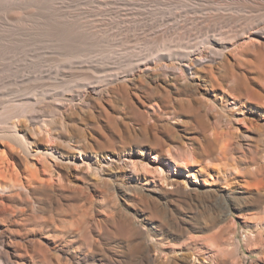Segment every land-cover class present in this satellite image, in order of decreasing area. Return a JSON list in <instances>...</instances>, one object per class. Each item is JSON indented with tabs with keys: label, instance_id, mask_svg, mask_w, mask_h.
<instances>
[{
	"label": "rangeland",
	"instance_id": "1",
	"mask_svg": "<svg viewBox=\"0 0 264 264\" xmlns=\"http://www.w3.org/2000/svg\"><path fill=\"white\" fill-rule=\"evenodd\" d=\"M262 12L239 9L235 0H0V130L5 128V122L17 123L21 128L23 118H18L12 107H20L22 104L18 105V102L29 100L34 103V108L26 107L29 110L24 115L48 120L47 126L44 124L39 128V137L44 136L42 130L52 136L36 143L35 152L38 154L35 153L33 160L38 165L47 158L51 163L56 162L49 157L57 143L53 136H75L76 123L81 126L80 140L87 146L85 151L73 157L55 152L61 161L69 162L73 171H81L86 179L72 180L84 188L79 202L68 208L61 203L68 228L76 214L83 212L86 218L102 221L130 219L146 230V227L157 224L151 218L153 214L159 211L157 214L160 215L168 207L180 217L189 218L191 223L216 218L214 227L202 233H190L192 239H184L187 252L205 253L207 259L200 257V261L207 264H215L217 260L255 264L259 255L254 251L257 252L259 246H254V242L264 243V235L260 234V230L264 231V222L256 229L261 222L259 212L240 211L241 202L235 192H241V189L225 188L221 184L223 167L218 160L219 151L211 152L208 160L201 163L196 156L180 160L171 154L176 148L151 146V139L141 149L131 145L125 150L119 147L98 150L92 139L100 140L99 130L94 129L96 126L103 133L107 132L102 127L107 114L118 118L120 112H124L125 96L120 93L121 85L133 100V92H140L151 84L155 71L150 58L159 56L160 63L183 67L188 61L180 54L191 50H201L205 54L213 47L224 53L231 64V49L242 27L264 21ZM169 52L173 55L170 60L166 55ZM214 69L215 76L221 75L219 64H215ZM225 83V86L230 85V82ZM90 85L97 89L101 87L102 100L87 95ZM200 93L205 97L202 112L208 115L204 122L212 130L214 127L219 130L228 128L235 132L240 136L235 141L243 149L250 147V153L256 152V157H263L264 164L261 136L248 128L249 123L259 126L262 122L253 114L245 117L240 107L234 105L233 100H224L220 92L205 89ZM157 111L158 104H153L142 112L147 124L156 125L158 136L162 137L161 127L166 123ZM134 113L130 110L125 115L130 119L127 120L129 124L134 121ZM61 116L64 124L60 123ZM168 122L177 130L176 139L180 144L175 146L194 147L195 153L204 136L194 118L180 117L168 119ZM132 125L137 131V125ZM89 145L93 146V151ZM91 178L96 180L94 187L88 181ZM173 183L176 186L171 185ZM179 187H184V191ZM222 199L229 206L230 215L221 212ZM38 217V224L29 227L35 235L45 237L44 226H49V230L58 226L54 209ZM247 230H254V237L247 236L243 243L240 237ZM71 239V234H67L66 240ZM235 240L242 243L237 256L215 255L212 259V251L227 247ZM69 250L75 251L73 247ZM169 251L170 244L163 245L162 255ZM80 254L89 255L86 251H80ZM152 255L156 253L153 251ZM231 259L235 260L234 263Z\"/></svg>",
	"mask_w": 264,
	"mask_h": 264
},
{
	"label": "bare ground",
	"instance_id": "2",
	"mask_svg": "<svg viewBox=\"0 0 264 264\" xmlns=\"http://www.w3.org/2000/svg\"><path fill=\"white\" fill-rule=\"evenodd\" d=\"M235 1L239 9L263 11L262 16L264 17V0ZM208 49L205 54L201 50L197 52L191 50L180 54L179 56L182 55L183 60L188 61V65L183 67L172 63H160L159 56L150 58L149 61L154 64L152 69L155 71L151 84L146 85V88L140 92H133L132 99L134 101L129 99L128 91L126 93L125 87L121 85L120 93L122 92L125 96L123 99L124 112H120L118 118H116L117 115L113 117L107 114L105 116L107 121L102 124L107 132L103 133L100 131L101 128L96 126L94 129L99 130L100 140L93 138L92 142L98 150H115L116 147L125 150L131 145L141 149L142 145L151 139V146L176 148V151L171 154L180 160L196 156L201 163L208 160L211 152L219 151L220 159L218 160L223 167L221 177L219 176L221 184L225 188L241 189V192H235L241 202L240 211L259 212V221L261 222L256 225L257 229L264 222V216L260 215L264 214L263 157H256L254 151L250 153V147L243 149V146L235 141L240 137L235 132H231L228 128L219 130L214 127L212 130V127L204 122L208 115L202 112V101L205 97L200 93V90L208 89L220 92L224 100H233L234 105L240 107L245 117L246 115H255L262 122L259 124L260 127L249 123L248 128L259 133L261 144L264 146V21L249 23L242 27L240 36L236 38L231 49L230 55L233 60L231 64L228 63L226 55L221 51H217L213 47ZM166 55L168 60L173 56L170 52ZM193 55L194 58H192ZM215 64L220 65L221 75L219 76H215ZM143 81L145 82L144 79ZM225 82H230V85L225 86ZM99 89L90 85L87 95H92L97 101L102 100L104 95ZM153 104H158L159 111L156 113L166 123L161 127L162 137L158 136L159 129L156 125L147 124L145 120L147 118L142 112ZM18 105H20V107L17 106L19 108L14 106L12 108L15 109L12 110L17 111L14 114L18 118H23V121H20L21 128L17 123L5 122V128L0 130V264L208 263L199 260L200 257L204 260L207 259L205 253L193 250L187 252L183 243L184 239H192L189 236L190 233H202L214 227L217 221L214 217L211 221L191 223L189 218H182L167 207L164 213L158 215L159 211H157L151 217L154 222H157L156 225L148 226L145 228L146 230H143L144 227L137 226L130 219L119 218L118 220L102 221L97 218H86L85 213L79 212L68 228L63 219L64 208L79 202L84 191L83 187L76 185L73 181L80 182L86 181V179L81 171H73L68 160L69 164L61 161L62 159L57 157L55 152L57 150L61 156L73 157L81 151H85L87 146L82 143L81 137L78 135L81 126L78 127L77 123L74 126L75 136H68V138L53 136L57 143L52 148L49 157L56 162L51 163L47 158L46 161H41V164L38 165L33 160L35 150H37L36 143L40 139L47 141V136L52 137L47 130H42L44 136L40 138L39 128L44 124L47 126L49 121L41 116L24 115V112L29 110L26 107L34 108V103L29 100L18 102ZM130 110L135 112L131 125L130 121L127 122L130 120L129 117L125 116ZM180 117L194 118L197 128L203 133L204 139L198 143L195 153L194 147L185 149L175 146L176 143H179L176 139L177 130L168 122V119L175 120ZM60 123H65L62 116ZM132 124L137 125V131L134 130ZM178 138L180 139V137ZM88 147L92 151L94 150L93 146L89 145ZM47 153H45L46 156ZM235 153L238 156H235ZM57 161L64 164L57 163ZM88 181L93 187L96 185L95 179L91 178ZM171 185L176 186V183ZM115 189L117 190L116 187ZM184 189V187H179L180 191H184ZM224 199L220 204L221 212L230 215V208ZM61 203H65L64 208ZM51 209L57 213L55 219H58V226L51 230H49V226H44L42 230H44L45 237L33 234L29 227L38 224L39 214H46ZM260 231V234L264 235V231ZM253 232L254 230H247L242 233L240 237L242 242L247 241V236L253 238ZM67 234H71V241L66 240ZM216 240L218 241V238ZM107 242L112 244L109 245ZM259 243L258 241L254 242V246L257 248L259 246L257 252L254 251L259 255L255 264H264V243L262 245ZM165 244H170V251L162 255ZM241 244L239 240L232 241L227 247H219L216 251H212L211 257L213 256L212 259H214L215 255L230 258L237 256ZM70 247H73L74 253L69 250ZM80 251H86L89 255L83 256ZM153 251L156 255H152ZM234 261L232 260L233 263ZM215 264L231 263L217 260Z\"/></svg>",
	"mask_w": 264,
	"mask_h": 264
}]
</instances>
